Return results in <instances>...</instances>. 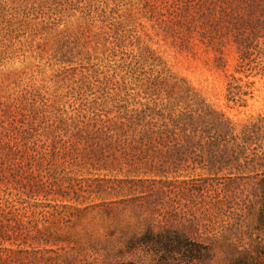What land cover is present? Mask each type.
I'll return each mask as SVG.
<instances>
[{
	"label": "rangeland",
	"instance_id": "rangeland-1",
	"mask_svg": "<svg viewBox=\"0 0 264 264\" xmlns=\"http://www.w3.org/2000/svg\"><path fill=\"white\" fill-rule=\"evenodd\" d=\"M182 1L0 0V264H264V137L217 172L102 134L202 101L264 119V59L189 39Z\"/></svg>",
	"mask_w": 264,
	"mask_h": 264
},
{
	"label": "trees",
	"instance_id": "trees-1",
	"mask_svg": "<svg viewBox=\"0 0 264 264\" xmlns=\"http://www.w3.org/2000/svg\"><path fill=\"white\" fill-rule=\"evenodd\" d=\"M182 4L179 18L189 39L196 38L219 54H223L224 47L234 44L240 56L237 72L252 73L258 69L260 64L256 61L264 59V0H186ZM253 49H259L254 59ZM218 61L219 67H226L221 58ZM238 95V99L230 96L228 101L243 102L242 95L247 93ZM121 119L115 132H102L109 143L126 144L132 153L146 157L207 158L210 168L217 172L221 159L257 152L252 146L264 137L259 127L264 119L259 117L256 123L246 124L237 132L230 119L204 101L191 112L145 109ZM148 236L151 241L155 238L152 230ZM168 240L169 245L182 244L179 239Z\"/></svg>",
	"mask_w": 264,
	"mask_h": 264
}]
</instances>
